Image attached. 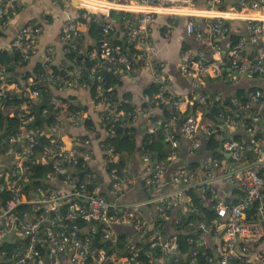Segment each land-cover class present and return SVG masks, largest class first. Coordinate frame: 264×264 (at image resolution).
<instances>
[{
	"label": "built area",
	"instance_id": "obj_1",
	"mask_svg": "<svg viewBox=\"0 0 264 264\" xmlns=\"http://www.w3.org/2000/svg\"><path fill=\"white\" fill-rule=\"evenodd\" d=\"M73 1L79 11L67 15L60 33L67 66L54 67L53 47L40 61L39 72L27 73L26 79L13 77L0 62V113L6 114L9 128H0V264H199L201 256L205 264H264V115L257 109L264 105V90L240 96L206 90L208 81L235 82L234 73L264 79V0H237L229 9L224 0H207L200 7L194 0L53 3ZM22 8L20 0H0V34L8 33ZM159 15L169 17L166 39L178 18L185 17L187 34L202 45L180 56L179 71L190 79L191 93L172 90V75L157 56L153 22ZM228 20L247 25L245 34L224 51L220 38L229 32ZM90 22L99 27L97 39L86 36ZM47 23L39 20L17 29L8 43L0 44V54L17 53L20 64L38 56ZM145 69L153 71L157 91L145 95L146 107L137 111L134 122L153 109L168 115L146 128L154 141L140 154L144 199L123 203L120 199L134 180L106 139L114 135L115 126H125L127 113L105 90L104 75L122 80ZM59 88L93 93L106 136L66 142V128H84L91 117L52 93ZM37 106L45 121L32 126ZM212 111L215 119L207 116ZM213 136L221 140L224 157L205 156L195 169H175L171 190L155 194L169 164L183 153L195 155L202 140ZM163 141L173 147L169 163L157 162L151 149ZM96 150L103 156L109 196L101 192L104 182L91 164ZM45 168L50 171L43 178L33 177ZM223 183L241 188L240 199L226 200L216 187ZM191 189L202 201L215 203L216 218L208 224L204 216L198 226L190 223L189 230L178 231L171 225L179 223L172 211L182 207L186 214L197 212ZM148 206L157 209L153 222L143 214ZM123 226L132 229L118 233L116 228ZM5 244L13 249H3ZM188 245L192 248L184 253Z\"/></svg>",
	"mask_w": 264,
	"mask_h": 264
},
{
	"label": "crops",
	"instance_id": "obj_2",
	"mask_svg": "<svg viewBox=\"0 0 264 264\" xmlns=\"http://www.w3.org/2000/svg\"><path fill=\"white\" fill-rule=\"evenodd\" d=\"M23 4L22 10L12 18V28L7 33V36L0 37V44L8 43L14 36L17 29L25 26L28 23L47 20L46 28L39 41L40 52L38 56L32 57L23 69H20L23 76L27 73L32 74L36 68H38L40 61L44 58L47 50L53 47L55 50L54 67L61 68L62 66L68 65V59L62 53V46L60 41V33L62 25L68 14L75 16L79 11L78 2L73 1L67 5H55L53 0H20ZM207 0H194L193 5L200 7L206 6ZM237 0H230L228 4L234 6ZM63 6H70L69 8ZM224 6H227L224 0ZM169 17L166 15H159L153 22L154 28V39L158 49L157 56L160 60L165 62L168 66L173 81L172 90L179 93H191L192 85L189 78L184 77L179 71L180 56L184 50L199 51L202 49L200 42L193 36H189L186 32V18L179 17L176 26L173 30V34L170 38L164 37L166 24L168 23ZM205 21V20H204ZM229 25V32L220 38V44L224 51L229 49L230 45L239 37L241 34L246 32V21L242 20H230L227 21ZM88 31V28H86ZM88 37V33L86 34ZM13 77V73H11ZM17 77H22L20 73H17ZM154 74L151 69H145L138 73L136 76L125 77L122 79V87L117 89L119 97L124 94H131L133 97V104L137 106L140 111L144 101L146 90L150 89L153 85ZM262 88L264 90V79L259 77H249L238 75L235 82L222 83L218 81H208L206 84V90L208 92H223L225 95H235L240 91H249L254 88ZM54 95L66 98L72 105L86 109L89 116L91 117V123L87 124L84 128H66L65 135L68 136L66 142L71 144V140H78L82 136L91 138L92 141L97 140L99 136H106V126L100 119V111L97 108L92 92L89 90H71V89H54L52 90ZM264 115V105L258 106L257 108ZM165 112L162 109H153L147 114L140 113V116L136 120L135 127L137 131V141L141 142L143 139L142 130L146 129L152 120L155 118L165 117ZM176 136L179 137V131L176 129ZM262 131H264V123L262 124ZM203 147L195 155L189 156L187 153L181 154L172 164H169L166 180L155 192V194H164L171 190L172 186L170 178L175 171L180 167H185L189 163H197L202 161L207 155V140L203 139ZM94 170L102 178L101 192L106 196H109V180L106 177V173L103 166V156H101L100 150H96V153L91 161ZM130 170L131 176L134 183L130 189L124 191L120 201L123 203L131 201H140L145 197L144 185H145V174L144 165L140 158V154H135L131 157L129 162L126 164ZM217 189L222 193L223 197L228 201H237L242 195V189L229 185V184H218ZM143 214L145 219L149 222L157 216V209L155 206H148L144 208ZM171 215L174 219L179 218L180 215H186L184 209L176 208L172 211ZM131 227H117L118 233L131 231Z\"/></svg>",
	"mask_w": 264,
	"mask_h": 264
},
{
	"label": "trees",
	"instance_id": "obj_3",
	"mask_svg": "<svg viewBox=\"0 0 264 264\" xmlns=\"http://www.w3.org/2000/svg\"><path fill=\"white\" fill-rule=\"evenodd\" d=\"M229 21V20H228ZM88 36L92 39L98 38L99 33V27L94 25L93 23H88ZM242 35V34H241ZM240 35V36H241ZM7 36V34H0V37ZM238 38V37H237ZM0 62L4 63L8 67V71L12 72L14 76L17 77V73H20L22 76V72L20 69H23L26 66L27 62H21V58L19 54L4 51L0 54ZM41 69L40 66L34 70L32 74L36 75L39 70ZM31 75V74H30ZM28 75H24L23 78L26 79ZM105 84L104 88L107 91H110V96L112 99L119 100L121 103V108L127 113L126 117L122 119V124L125 126L117 125L114 128V135L109 136L106 139V142L114 147L115 152L118 153L121 157L122 162L126 165L131 157L135 154H142L146 147H148V144L150 140L154 141L153 134H150L146 131V129L142 130L143 133V139L140 143L137 141V128L135 127V122L133 119V116L137 113V106L133 104V97L131 94H124L121 97H119L117 89L122 87L123 82L120 78L111 76L110 74H105ZM256 89V88H254ZM252 89V90H254ZM261 89V87H260ZM157 91V87L154 84L150 89L146 90V94L150 97H152ZM247 91H240L237 92L235 95H244ZM48 96L45 94V98L47 99ZM143 107H146L145 104H143ZM166 113V112H165ZM215 113L214 111L208 113L209 118L215 119ZM168 115L167 113L165 114ZM6 114L4 112L0 113V128L8 131L9 128L7 126L6 121ZM129 125V126H128ZM219 138L216 136H213L212 138H209L207 140V155L206 157H213V158H223L224 154L219 151L220 142ZM203 147V144L201 145V150ZM1 148V147H0ZM151 149L157 153V162H163V163H169L167 158L168 155L173 151V147L170 141H163V142H157L155 144L151 145ZM188 169H195L199 167L198 163H189L185 166ZM50 170L48 168L40 169L37 171L36 178H43ZM39 184V182H37ZM191 198L193 199L196 207L197 212L193 214H186V215H180L179 216V223L177 224H171L173 228L178 229V231H187L189 230V224L192 223L194 226H198L202 220L203 217H206L207 223L210 224L213 219L216 218L215 212L212 209L215 206L214 202H204L202 199L197 195V192L194 189H191L190 191ZM210 199V198H208ZM204 217V218H205ZM119 242H124V236L119 237ZM105 246V244H104ZM192 246L188 245L187 247H184L183 252L187 253ZM3 249L7 251H11L13 249L12 245L5 244L3 246ZM199 264H205L206 260L205 257L201 256L198 259Z\"/></svg>",
	"mask_w": 264,
	"mask_h": 264
},
{
	"label": "water",
	"instance_id": "obj_4",
	"mask_svg": "<svg viewBox=\"0 0 264 264\" xmlns=\"http://www.w3.org/2000/svg\"><path fill=\"white\" fill-rule=\"evenodd\" d=\"M228 1H230V0H225V3L227 4L226 8L229 9L231 7V5L228 4ZM196 21L202 22L203 18L202 17H196ZM234 75L238 76L237 73H234ZM34 116H35V119H34V122L32 123V126H35L37 122H44L45 121V118L41 115L40 106H37Z\"/></svg>",
	"mask_w": 264,
	"mask_h": 264
},
{
	"label": "rangeland",
	"instance_id": "obj_5",
	"mask_svg": "<svg viewBox=\"0 0 264 264\" xmlns=\"http://www.w3.org/2000/svg\"><path fill=\"white\" fill-rule=\"evenodd\" d=\"M231 8V7H230Z\"/></svg>",
	"mask_w": 264,
	"mask_h": 264
}]
</instances>
